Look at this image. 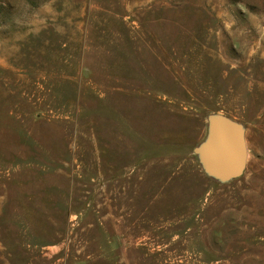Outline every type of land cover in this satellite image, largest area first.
I'll use <instances>...</instances> for the list:
<instances>
[{
  "label": "rangeland",
  "instance_id": "rangeland-1",
  "mask_svg": "<svg viewBox=\"0 0 264 264\" xmlns=\"http://www.w3.org/2000/svg\"><path fill=\"white\" fill-rule=\"evenodd\" d=\"M0 264H264V0H0Z\"/></svg>",
  "mask_w": 264,
  "mask_h": 264
},
{
  "label": "water",
  "instance_id": "water-1",
  "mask_svg": "<svg viewBox=\"0 0 264 264\" xmlns=\"http://www.w3.org/2000/svg\"><path fill=\"white\" fill-rule=\"evenodd\" d=\"M209 174L221 180L240 176L247 164L245 127L224 115L210 116L209 136L195 148Z\"/></svg>",
  "mask_w": 264,
  "mask_h": 264
}]
</instances>
